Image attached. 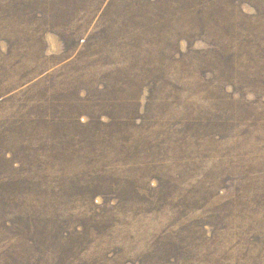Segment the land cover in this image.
<instances>
[{"label": "rangeland", "instance_id": "1", "mask_svg": "<svg viewBox=\"0 0 264 264\" xmlns=\"http://www.w3.org/2000/svg\"><path fill=\"white\" fill-rule=\"evenodd\" d=\"M262 36L264 0H0V264H264Z\"/></svg>", "mask_w": 264, "mask_h": 264}, {"label": "trees", "instance_id": "2", "mask_svg": "<svg viewBox=\"0 0 264 264\" xmlns=\"http://www.w3.org/2000/svg\"><path fill=\"white\" fill-rule=\"evenodd\" d=\"M229 36L230 37H234V43L235 44H233V45H229L228 47L230 48V47H233L234 49H233V51L234 50H238L239 48H241V46H243V41L244 40H240V35H239V33H237V32H235V34L234 33H230L229 34ZM219 46V45H218ZM261 50H264V36H262V37H257L256 39H255V44H254V47H253V49H252V51H261ZM251 51V52H252ZM213 66H215L214 67V69L215 70H217V68H216V65H215V63H213L212 64ZM233 66V65H232ZM178 70V72H176V71H174V72H172L169 68L168 69H166L165 71H163V83L165 84V86L166 87H169V85H174L176 88H182V87H180L185 81H187L188 79H189V77H187V76H185V75H183L182 73H180V69L178 68L177 69ZM180 75V77H181V79H180V83H181V85L179 86V85H176L175 84V80H174V78L175 77H178ZM185 78H187V80H185ZM139 102V101H138ZM105 103H108V102H105V101H102V105L104 106V109H101V111H102V114H104L103 113V110H105V108H106V105H105ZM115 103V102H114ZM140 103V102H139ZM123 104H129L128 102H125V103H115V104H112L111 106L113 107V108H118V110H119V106H122ZM83 108H85V106L83 107ZM83 108H80L79 109V111H81L82 112V110H83ZM104 116V115H103ZM109 118H111V120H115L114 118H113V116H111V115H107ZM100 122H104L105 123V121H103V120H101Z\"/></svg>", "mask_w": 264, "mask_h": 264}]
</instances>
